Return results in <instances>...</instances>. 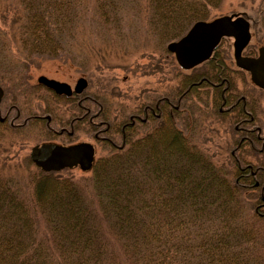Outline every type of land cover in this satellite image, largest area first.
Returning <instances> with one entry per match:
<instances>
[{
    "label": "trees",
    "instance_id": "1",
    "mask_svg": "<svg viewBox=\"0 0 264 264\" xmlns=\"http://www.w3.org/2000/svg\"><path fill=\"white\" fill-rule=\"evenodd\" d=\"M222 1L0 0V72L11 67L6 37L22 54L16 71L26 74L16 91L23 95L28 69L39 60L68 62L81 75L90 59L83 49L92 41L122 44L139 31L157 52ZM257 11L253 28L264 42V0ZM129 21L134 31L125 28ZM218 48L193 75L178 72L165 52L157 65L169 66L174 90L146 96L118 122L102 95L85 92L88 134L106 153L83 178L60 175L74 168L45 172L30 159L25 180L0 172V264H264V189L251 186L255 177L244 179L240 156L228 154L217 167L198 151L195 104L224 117L214 110L223 99L218 85L240 76L228 73ZM51 97L76 106L81 99ZM258 175L264 184V171Z\"/></svg>",
    "mask_w": 264,
    "mask_h": 264
},
{
    "label": "rangeland",
    "instance_id": "2",
    "mask_svg": "<svg viewBox=\"0 0 264 264\" xmlns=\"http://www.w3.org/2000/svg\"><path fill=\"white\" fill-rule=\"evenodd\" d=\"M144 0H140L143 4ZM258 0L253 2L250 0H223L220 6L211 11L209 18L206 21L213 19L231 16V15H243L250 25V40L245 49V54L251 53L257 54L259 48L264 47L263 38L260 34H257V28H253V20L257 15ZM251 16V17H248ZM254 18V19H253ZM4 28V25L0 23V31ZM127 31H134V24L129 21L125 27ZM191 28V27H190ZM189 28V29H190ZM188 29V30H189ZM185 32V34L188 32ZM184 34V35H185ZM180 38L171 41L177 42ZM135 37V38H134ZM128 38L126 42L119 44L117 42H108L103 44L98 41L97 44L93 41L91 45H87L84 49V56L89 57V62L83 69L85 73L79 74L77 67L70 65L68 62L62 60H39L35 63V66L31 65L28 69V86L22 88L25 94L20 95L18 93L19 78L25 77L24 71H16V66H19L23 59L22 54L16 51L17 44L15 40L6 37L5 40L9 41V51L7 57L11 66L0 72V82H2L5 88H8L9 93H5L4 101L7 104L10 102L18 101L19 104L24 106H31L35 111V114L39 116H50L52 122L50 125H45L44 122L32 124L31 128L19 132H10L8 130H0V172L15 175L14 177L25 180L27 171H31L33 168L28 167L24 161L29 159L30 150L39 146L40 144L56 140L60 143H90L95 149L94 159L104 156L106 152L100 150L92 139V135H89V128L85 122L78 124L74 127L71 142L65 137H59L58 139L52 138L49 129L57 128L59 125L66 122L68 119H72L76 115H79V109L75 103L67 102L65 99H54L49 92L45 90L35 88L36 80L39 76H44L49 79H53L59 82H64L73 88L74 84L79 78H84L87 82V88L85 92L94 95H102L109 107V115L112 121L118 122L123 120L126 114L132 112L138 105L142 104L146 96H151L153 93H169L175 88V78L172 76L169 66L160 67L157 64H163L161 60L165 57L166 50L165 45L159 51L152 49V42L146 39L139 31V34ZM86 37L83 36L85 41ZM233 39L224 38L219 44V52L226 62L228 57L231 60L233 56ZM91 48H95L94 55ZM88 49V50H87ZM166 50V51H165ZM97 52L99 54H97ZM223 53V54H222ZM171 59L174 57L169 53ZM172 60V61H173ZM34 63V61H33ZM174 63L176 64L175 60ZM178 72L184 74L193 75V72L183 71L176 65ZM86 70V71H85ZM208 71V67L202 69L199 73ZM13 72V74H11ZM89 72V73H87ZM4 77V78H3ZM249 80V77H247ZM14 97V98H13ZM198 97H200L198 95ZM264 97V94H263ZM197 98V97H195ZM204 99H201V102ZM6 104V103H5ZM88 106V104H86ZM197 107L196 119L199 121V129L196 132V140L199 148V152L210 156L212 162L217 167H224L225 163L229 161L228 148L226 147L229 140L231 130L233 126L228 125L226 117H220L218 115L219 106H215V113L219 117H215L209 114V110L202 109L201 104H195ZM121 111V112H120ZM199 111L201 112L198 115ZM263 116H264V103H263ZM264 121V120H263ZM47 126V127H46ZM264 130V122H263ZM70 144V145H71ZM262 159L264 163V156L260 158L248 157L247 160L251 163H256L257 160ZM27 170V171H26ZM62 177L72 178L78 180L86 176L87 173L80 172L77 168L72 170L71 173H60ZM256 182V181H255ZM253 186V184L251 185ZM261 212H264L261 211Z\"/></svg>",
    "mask_w": 264,
    "mask_h": 264
},
{
    "label": "flooded vegetation",
    "instance_id": "3",
    "mask_svg": "<svg viewBox=\"0 0 264 264\" xmlns=\"http://www.w3.org/2000/svg\"><path fill=\"white\" fill-rule=\"evenodd\" d=\"M246 48L247 46L242 50L241 56L244 58L256 59L258 53L256 55H253L251 53L245 54L244 51ZM225 64L227 65L229 74H235L237 72L240 73V76L237 78L235 77L236 75H229V80L223 79L221 81V84L218 85V87H221V85H223L221 94V97L223 99L222 105L219 108V113L226 117V120L229 121L228 125L230 127L231 125L233 126V130H231L233 134L230 133V138L226 145V147L228 148V154L231 156H240L242 162V167L240 168V171L244 173V179H246L248 175H250L252 178L255 177L254 182H256L254 183L253 187H255L256 189H264V184L261 183V180H257V178L260 177L258 174H260L261 171H264V163L262 162V159H258L256 163H251L247 160L248 157L260 158L264 156V89L255 86L251 82L249 74L236 66L233 56L231 60L228 57ZM247 77H249V80ZM213 87L214 86L210 84V88ZM4 88L5 87L0 85V89L3 92L2 98L0 100L1 129L3 127L4 130H8L10 132L21 133L23 130L31 128L33 126L32 124L38 125L39 122H44V120L45 125H50V123L52 122V117H43L39 116L38 114H35V111L32 109L31 106L27 105L23 107L21 104L18 103V101H12L10 102V104H7V102H5L3 99L6 93V90ZM86 88L80 93L81 99L77 106L79 108V115L73 117V119H68L66 122L59 125L57 128H50L49 133L52 138L58 139L59 137L63 136L71 142V137L73 135V132H71V130H74V127H76L78 124H82L86 121ZM211 90L213 91L214 89ZM49 94L51 96L56 95L53 92H49ZM70 96L66 97L69 98ZM213 97L214 93L212 95V99ZM212 107V105H208L209 110L212 109ZM175 109H177V107H175ZM236 143L237 146L235 147ZM43 144L56 145L59 147H70L80 143H70V145L69 142L60 143L56 140L51 139L50 141H46L40 145ZM255 166H258V170L256 171ZM259 199L261 206H264V193L260 194Z\"/></svg>",
    "mask_w": 264,
    "mask_h": 264
},
{
    "label": "water",
    "instance_id": "4",
    "mask_svg": "<svg viewBox=\"0 0 264 264\" xmlns=\"http://www.w3.org/2000/svg\"><path fill=\"white\" fill-rule=\"evenodd\" d=\"M249 30V22L243 15L196 22L181 39L168 44L166 50L173 55L176 64L187 71L208 60L222 39H233V58L236 66L249 74L255 86L264 89V47L258 49L256 59L241 56L242 50L250 40ZM36 81L56 95L63 96L80 94L87 85L84 78H79L73 88L64 82L44 76H39ZM2 95L0 89V100ZM94 154V147L90 143L70 147L43 144L30 150L29 159L34 166L45 172L72 168L87 172L92 167Z\"/></svg>",
    "mask_w": 264,
    "mask_h": 264
}]
</instances>
